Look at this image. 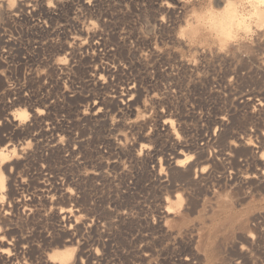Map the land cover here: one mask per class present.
Returning a JSON list of instances; mask_svg holds the SVG:
<instances>
[{
	"label": "rangeland",
	"instance_id": "374dc122",
	"mask_svg": "<svg viewBox=\"0 0 264 264\" xmlns=\"http://www.w3.org/2000/svg\"><path fill=\"white\" fill-rule=\"evenodd\" d=\"M42 3L0 0V264H264V0Z\"/></svg>",
	"mask_w": 264,
	"mask_h": 264
},
{
	"label": "bare ground",
	"instance_id": "6f19581e",
	"mask_svg": "<svg viewBox=\"0 0 264 264\" xmlns=\"http://www.w3.org/2000/svg\"><path fill=\"white\" fill-rule=\"evenodd\" d=\"M8 2L14 3V0H8ZM233 7H234V6H233ZM16 8H17V7H14V9H16ZM253 9H254V8H253ZM33 12H35V9H33ZM47 13H49L50 15H56V13H55V9H47ZM11 15H12V14H11ZM12 16H16V17H17L18 14H17V13H14ZM240 16H241V15H240ZM16 20H17V19H16ZM233 23H234V21H233ZM259 50H260V49H259ZM257 51H258V50H257ZM245 58H246V57H245ZM243 66H244V64H243ZM251 68H252V67H251ZM263 71H264V70H263ZM255 75H256V74H255ZM249 76H250V75H249ZM19 116H20V117H24V116H26V112H25L24 109L21 110V111L19 112ZM13 154H14V153H13ZM1 157H2V156H1ZM3 157H4V156H3ZM4 159H5V157H4ZM6 166H7V165H6ZM190 167H191V163H190ZM175 168H177V167H175ZM188 169L190 170V168H188ZM177 170H179L178 173L182 171V169H181V171H180V169H176V175H175V176L178 175ZM184 170H185V169H184ZM184 170H183V171H184ZM186 172H187V171L185 170V173H186ZM189 172H190V171H189ZM173 173H174V172H173ZM182 174H183V173H182ZM180 175H181V173H179V176H180ZM186 175H187V174H186ZM181 176H182V175H181ZM174 178H175V177H174ZM179 178H182V177H179ZM251 181H252V180H251ZM179 199H180V198H179ZM179 199H178V200H179ZM216 201H217V200H216ZM4 208H5V207H4ZM206 209H207V208H206ZM206 209H205V210H206ZM169 211H170V210H169ZM203 211H204V210H203ZM206 211H207V210H206ZM166 212L168 213L167 210H166ZM182 212H183V211H182ZM171 213H172V212H171ZM178 214H179V213H178ZM181 214H182V213L180 212V215H181ZM180 215H177V216H180ZM182 215H183V214H182ZM183 216H184V215H183ZM0 218H1V217H0ZM178 218H179V217H178ZM178 218H177L176 220H178ZM180 218H181V217H180ZM169 219L171 220V218H169ZM172 219H173V218H172ZM174 219H175V218H174ZM174 219H173V220H174ZM183 219H184V218H183ZM173 220H172V223H174ZM243 220H244V219H243ZM178 221H179V220H178ZM178 221H177L176 223H178ZM182 221H183V220H182ZM174 224H175V223H174ZM239 224H240V223H239ZM175 225H177V224H175ZM262 226H263V225H262ZM198 229H199V228H198ZM198 229H197V230H198ZM242 230H243V229H241V231H242ZM247 230L249 231V229H247ZM247 230H246V231H247ZM200 231H202V230H200ZM244 231H245V228H244ZM244 231H243V232H244ZM246 231H245V232H246ZM261 231H262V230H261ZM201 233H203V232H201ZM261 233H262V232H261ZM258 234H259V233H258ZM258 234H257V235H258ZM199 235H202V234H199ZM199 235H197V236H199ZM260 237H261V236H260ZM199 238H200V237H199ZM201 238H202V236H201ZM218 238H219V237H218ZM223 238H224V237H223ZM223 238H222V239H223ZM254 239H255V238H254ZM254 239H253V240H254ZM256 239H257V238H256ZM263 239H264V238H263ZM205 241H206V240H205ZM216 241H217V240H216ZM256 241H257V240H256ZM251 242H252V241H251ZM262 242H263V241H262ZM222 243H223V242H222ZM258 243H259V242H258ZM15 244H16V243H15ZM210 244H211V243H210ZM226 244H227V243H226ZM263 244H264V243H263ZM200 245H201V244L198 243V246H199L198 248L201 249L202 245H201V247H200ZM216 245H218V244L215 243V246H216ZM260 245H261V244H260ZM196 246H197V245H196ZM196 246H195V249H196ZM205 246H206V245H205ZM262 246H263V245H262ZM15 247H17V246H15ZM209 247H210V246H209ZM216 247H217V246H216ZM220 247H221V246H220ZM198 248H197V249H198ZM15 249H17V248H15ZM220 249H221V248H220ZM215 250H216V249H215ZM198 251H199V249H198ZM199 252H201V251H199ZM206 255H207V254H206ZM217 255H218V254H217ZM200 256H201V255H200ZM219 256H220V255H219ZM194 257H195V256H194ZM198 257H199V256H198ZM215 258H216V257H215ZM196 259H197V256H196ZM216 259H217V258H216ZM218 259H220V258H218ZM198 261H199V260H198ZM215 261H216V260H215ZM212 262H214V261H212ZM197 263H198V262H197Z\"/></svg>",
	"mask_w": 264,
	"mask_h": 264
},
{
	"label": "built area",
	"instance_id": "2783aa9c",
	"mask_svg": "<svg viewBox=\"0 0 264 264\" xmlns=\"http://www.w3.org/2000/svg\"><path fill=\"white\" fill-rule=\"evenodd\" d=\"M43 0H34V5L31 6V9H49L43 6Z\"/></svg>",
	"mask_w": 264,
	"mask_h": 264
},
{
	"label": "snow or ice",
	"instance_id": "6c2138e0",
	"mask_svg": "<svg viewBox=\"0 0 264 264\" xmlns=\"http://www.w3.org/2000/svg\"><path fill=\"white\" fill-rule=\"evenodd\" d=\"M64 61H61V63H63Z\"/></svg>",
	"mask_w": 264,
	"mask_h": 264
},
{
	"label": "clouds",
	"instance_id": "9594fccd",
	"mask_svg": "<svg viewBox=\"0 0 264 264\" xmlns=\"http://www.w3.org/2000/svg\"><path fill=\"white\" fill-rule=\"evenodd\" d=\"M11 6V5H10Z\"/></svg>",
	"mask_w": 264,
	"mask_h": 264
}]
</instances>
